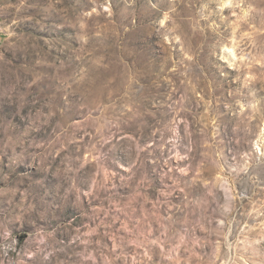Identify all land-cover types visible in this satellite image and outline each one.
Wrapping results in <instances>:
<instances>
[{
  "label": "clouds",
  "instance_id": "1",
  "mask_svg": "<svg viewBox=\"0 0 264 264\" xmlns=\"http://www.w3.org/2000/svg\"><path fill=\"white\" fill-rule=\"evenodd\" d=\"M0 264H264V0H0Z\"/></svg>",
  "mask_w": 264,
  "mask_h": 264
}]
</instances>
